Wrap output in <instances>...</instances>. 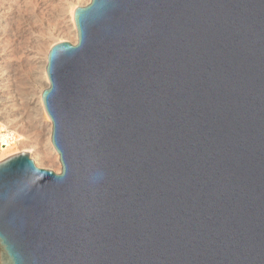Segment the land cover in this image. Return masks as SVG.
Segmentation results:
<instances>
[{
  "label": "water",
  "instance_id": "95a60500",
  "mask_svg": "<svg viewBox=\"0 0 264 264\" xmlns=\"http://www.w3.org/2000/svg\"><path fill=\"white\" fill-rule=\"evenodd\" d=\"M48 51L59 172L0 160V264H264V0H89Z\"/></svg>",
  "mask_w": 264,
  "mask_h": 264
},
{
  "label": "bare ground",
  "instance_id": "6f19581e",
  "mask_svg": "<svg viewBox=\"0 0 264 264\" xmlns=\"http://www.w3.org/2000/svg\"><path fill=\"white\" fill-rule=\"evenodd\" d=\"M55 1L57 2L58 6L54 4L56 3ZM55 1L54 3L52 2L54 4V7H58V12L56 14V20H58V22L55 24V26L51 28H44L43 26L39 25V28L35 29L34 32L32 31L33 33L31 35V40L33 45L28 48L27 58L31 65L34 66V72L36 77L38 78L37 80L43 82V85H39L40 87L37 92H35L34 90L36 86L38 87V84L33 85V91L29 93V95H25V108L18 105L16 99L14 98V95H11L10 90L4 84L2 73H0V117L3 119V122L6 124L7 127L13 130L11 133L1 134L0 141L2 150H6V147L9 145V142L15 139L14 134L16 133V131L23 132L29 129L30 127H37L38 130L41 131V135L38 134V136L35 135L30 137L26 135L22 136L21 134L19 135L17 140H21V151H26L28 153L35 151L36 154L40 157V159L43 160L53 158V153L55 155L54 158L59 163L58 154L56 153L51 144L52 124L50 118L48 117L44 109L41 100V92L48 86L45 68L47 63L48 51L53 46L48 43L50 41V36L52 34L65 33V31H69V29H71L76 39V30L73 19V12L75 9H73V7L69 8L68 10L64 8L68 1L73 2L74 0ZM14 2L15 0H0V72L2 71V63L4 64V62H6V48L1 44L2 34L4 32H2V24L6 22L7 19L10 17V7H12ZM88 2L89 0H85L82 2V4L86 5ZM44 29L46 31H44ZM62 41L65 40L58 39L56 43ZM44 44L50 47L49 49L46 48L44 52H41L40 48L44 46ZM16 152L17 151L13 153ZM10 154L12 153H6L3 157H1V159ZM30 156L35 161L36 166L43 168L36 160V157H33L32 155Z\"/></svg>",
  "mask_w": 264,
  "mask_h": 264
},
{
  "label": "rangeland",
  "instance_id": "374dc122",
  "mask_svg": "<svg viewBox=\"0 0 264 264\" xmlns=\"http://www.w3.org/2000/svg\"><path fill=\"white\" fill-rule=\"evenodd\" d=\"M54 1L55 0H15L12 7H10V17L3 23L4 25L2 24V32H4L2 34L1 44L6 48V50L4 48L6 51V62H4V64L2 63L3 66L0 73H2L3 77H1L4 79L3 82L10 90L11 95H14L18 105L23 108H25V95H29V93L33 91V85L38 84V87L36 86L37 89L35 88L34 90L35 92L38 91L40 87L39 85H43V82L37 80L38 78L35 75L34 66L31 65L27 58V52L28 48L33 45L31 35L35 29L39 28V25L44 28H51L58 22V20H56L58 4L56 1V3H54ZM83 1L85 0H74L73 2L68 1L64 8L68 10L73 7V9H75L77 6L83 5ZM52 2L57 6L54 7ZM44 31L46 30L44 29ZM58 39L71 43L76 41L75 35L71 29H69V31H65V33L52 34L48 43L50 45H54ZM49 47L50 46L44 44V46L40 48V51L44 52L45 49H49ZM12 131L13 130L7 127L3 122V119L0 117V136L1 134H8ZM40 133L41 131H39L37 127H30L23 132L16 131L14 134L15 139L9 142L6 150H2L0 141V159L6 153L21 151V140H17L20 134L22 136L26 135L30 137L35 135L38 136ZM30 155L36 157V160L43 168L59 172L60 165L54 158L55 155L53 153V158L44 160L40 159L35 151L30 152L29 156Z\"/></svg>",
  "mask_w": 264,
  "mask_h": 264
}]
</instances>
